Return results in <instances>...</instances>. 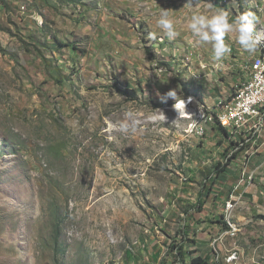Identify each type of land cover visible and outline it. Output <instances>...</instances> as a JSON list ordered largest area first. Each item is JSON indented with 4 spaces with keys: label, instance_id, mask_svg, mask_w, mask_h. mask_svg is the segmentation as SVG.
Returning <instances> with one entry per match:
<instances>
[{
    "label": "rangeland",
    "instance_id": "1",
    "mask_svg": "<svg viewBox=\"0 0 264 264\" xmlns=\"http://www.w3.org/2000/svg\"><path fill=\"white\" fill-rule=\"evenodd\" d=\"M236 2L0 0V264H170L187 219L198 223V242L208 239L193 255L211 262L205 223L225 228L224 199L244 159L230 157L218 172L225 143L210 125L197 138L188 114L158 94L176 89L178 101L202 102L198 90L209 99V85L236 86L239 65L212 69L211 45L187 27L192 12L230 17ZM163 10L180 33L174 40L156 27ZM256 176L254 189L264 186ZM199 193L203 211L187 213ZM235 207L240 263L264 264V204L239 221L244 209Z\"/></svg>",
    "mask_w": 264,
    "mask_h": 264
},
{
    "label": "bare ground",
    "instance_id": "2",
    "mask_svg": "<svg viewBox=\"0 0 264 264\" xmlns=\"http://www.w3.org/2000/svg\"><path fill=\"white\" fill-rule=\"evenodd\" d=\"M236 1H237L236 3H238V6L235 9L236 13L238 11L242 13L244 11L251 10L258 17L256 6L253 5L256 3V0H236ZM259 13H262V15H261V21L258 18V23L256 24V31L260 32L261 35L264 36V0H260ZM235 17L236 16L234 15L233 19H235ZM226 43L231 44V47H232L231 54L228 55L226 58H224L222 61H216L214 64L210 65V67L214 70H218L220 72L229 74L230 72L234 70V67H236L235 65L238 64L240 67L239 69L243 74V61L242 59H239V58H246L244 56V52H242V50L240 49V46L239 48H236L235 46H233V42L231 43L230 41H226ZM259 81H260L259 63H252V70H251V75H250V85L259 86ZM228 92H226V94L228 93L227 95L216 97L214 102L209 103V104H206L205 102H199V100L197 99L198 97L196 98L192 94L185 97L184 100L181 99L180 101H178L179 103H185V108L181 112L182 114L183 112L185 114H188V118L192 120L196 133L202 132L201 133V136H202L205 133L206 127L208 125H213V124L219 125V117L217 115L223 114L224 107L236 106L240 102V99L248 98V89H246V82H241L240 79L238 83L236 84V86L234 85V87L231 88V90H229ZM207 119H210V123H207ZM263 120H264V100H262L261 102L257 104V109L254 112V118H250L244 123V132L253 133V136H248L242 141V148H244L245 145H248V144H250L249 147H252V145L256 144V142L262 136V127H258V121H263ZM261 139L262 138H260V140ZM226 141H227V136H226ZM249 151L250 150L241 151V154H242L241 157L244 159L245 167L244 169L242 168V175L240 178V182H243L246 179L250 183L251 180L254 179L255 172L249 173L248 176L246 175L247 161H249ZM237 154H238V148H231V155H237ZM239 184L240 183H238L234 189H237ZM239 202H240V196L235 195V194H230L228 199L225 201L223 205L224 206L223 219L226 221L227 225H229L230 228H237L236 224L233 223V221H231L232 220L231 218L233 215L234 208H236L235 206L239 204ZM237 232L238 231H236V234ZM223 235H229V229H224L223 231H221L220 238H217L216 242L219 239H221ZM237 257H240V254L238 251H237ZM177 264H180V262L178 261ZM237 264H241L240 260L237 262Z\"/></svg>",
    "mask_w": 264,
    "mask_h": 264
},
{
    "label": "clouds",
    "instance_id": "3",
    "mask_svg": "<svg viewBox=\"0 0 264 264\" xmlns=\"http://www.w3.org/2000/svg\"><path fill=\"white\" fill-rule=\"evenodd\" d=\"M258 17L251 11H244L238 14L234 20H230L226 10H217L212 14H205L200 11L192 12L187 25L197 44H210L212 47V60L222 61L232 52L230 43H226V37L240 46L242 52L254 55L264 43V36L256 31ZM156 27L160 29L163 36L169 40H174L180 33L177 31L173 19L167 10L159 13L156 19ZM234 34V36H233ZM155 32L149 33V39H156ZM161 102L166 103L169 98L175 101V110L183 111L185 103H179L181 96L176 89H170L164 94H158ZM184 100V99H183ZM185 102V101H184ZM128 124L121 122L120 131L126 132Z\"/></svg>",
    "mask_w": 264,
    "mask_h": 264
},
{
    "label": "built area",
    "instance_id": "4",
    "mask_svg": "<svg viewBox=\"0 0 264 264\" xmlns=\"http://www.w3.org/2000/svg\"><path fill=\"white\" fill-rule=\"evenodd\" d=\"M259 3L260 0H256V3L253 5L256 6L258 18H260L261 21L262 13H259ZM238 14H240V11L232 15L237 16ZM239 59H242L243 61V76H241L240 81L246 82V89H248V98L240 99V102L236 106L224 107L223 114L217 115L219 117V125L226 128L228 133L227 142L225 143V152L227 159H229L230 157H236V155H231V148H238V154H241V151L243 150H252V156L255 155L259 150V148H242V141L248 136H253V133L244 132V123L250 118H254V112L257 109V104L264 100V44L261 45V47L254 55H249V57ZM252 63H259V86L250 85ZM207 123H210V119H207ZM258 127H262V137L260 138H264V120L258 121ZM201 133L202 132L197 133V138L201 137ZM224 224L225 228L222 229H229V239L231 240L228 243L231 246L226 247L225 249L216 248V240L217 238H220L221 234L220 230L219 233L212 237L209 242L211 262L213 264H237V262L240 260V257H237L238 245L234 240L236 231L239 229V227L230 228L229 225L226 224V221H224ZM255 251L256 248H254V252ZM262 253H264V250L262 251ZM177 263L178 262H176V264Z\"/></svg>",
    "mask_w": 264,
    "mask_h": 264
},
{
    "label": "crops",
    "instance_id": "5",
    "mask_svg": "<svg viewBox=\"0 0 264 264\" xmlns=\"http://www.w3.org/2000/svg\"><path fill=\"white\" fill-rule=\"evenodd\" d=\"M232 18H233L232 15H230V20H232ZM203 85H204V87H206V85L204 83H203ZM223 90H224L225 93L227 92V88H226L225 85H224L223 89L219 88L217 86V83H215L214 86H212V87L209 85V91H210V95H209L210 97H209V99H206L205 96H203V95H205L204 92H201L200 90H198V91H199V96H200L201 101L209 104V103H212L214 101V99H216V97L218 95H221L222 94L221 92ZM209 127L210 128L207 131H212L213 134H217L219 136L220 140L223 143H226L227 142L226 139H225L226 137H224L221 134V132L217 128V125H214L213 124V125H210ZM207 134L208 133H206V135ZM218 149L220 150L221 148L219 147ZM261 149H264V143H263V145L260 146L258 152L255 155L251 156L250 159H252V161H251L250 168H248L249 169V172L248 173L255 172V175H254V177H256L255 179L257 180V176L256 175H260L261 176L260 177V180H262L264 182V177H263V175H264V156L261 154L262 153V150ZM240 156H242V154H237L236 157L234 159H232V160L241 159L242 157H240ZM227 160L228 159L225 157L224 162H226ZM229 165H230V163L227 165L225 171L228 170V166ZM240 178H241V176H240ZM240 178H239V180H240ZM239 180H237V182L235 183V185L233 186V188L229 192L228 196L224 199V202H225L228 199V197H229L230 194H235V195H238V196L241 197V200H240V202L238 204V208H243L244 209V214L243 215H239L238 214L239 213V210H238V212L236 211L235 216H236V218H237L238 221H239V219L240 220L241 219H248L249 213L251 211V207L252 206H258V204L260 203V201H261L262 204H264V186H261L260 188L257 187L256 188L257 190H256V189L253 188L254 185L253 186H250L249 184H247L248 181H246V179L243 182H240ZM238 183H240L239 186H238V188L237 189H234ZM257 191H258V193H257ZM247 200H249V203H248ZM205 224L209 226V228H208L209 231H210V229H214L215 230V233L213 232L214 231L213 230L212 232H210L208 234L209 241L211 240L212 237H214L215 235H217L219 233V231L223 228V225H221L219 223H214V224L212 223L211 225H209L208 223H205ZM197 227H199V226H197ZM207 241H208L207 238L204 239V242H198V239H197V242H196L197 245H196V247L199 248V246H198L199 243L202 244V243H206ZM199 254L201 255V253H199ZM209 254L211 255V251H210Z\"/></svg>",
    "mask_w": 264,
    "mask_h": 264
},
{
    "label": "trees",
    "instance_id": "6",
    "mask_svg": "<svg viewBox=\"0 0 264 264\" xmlns=\"http://www.w3.org/2000/svg\"><path fill=\"white\" fill-rule=\"evenodd\" d=\"M187 91V90H186ZM218 130L221 134L226 137L228 135L226 128L221 125H217ZM226 139V138H225ZM222 141L220 140V143ZM230 158L226 162H218L215 166L218 169V172H224L226 166L229 164ZM211 188L208 191V196L211 195ZM216 196V195H215ZM206 203V199L203 198L202 193L197 196L195 203H188L187 213H200L203 211ZM192 216V215H191ZM223 216V215H222ZM194 222V223H192ZM216 223H220V219H216V221H212ZM198 223L194 221V219H187L184 225L179 229L178 235L179 240H175L176 242L171 246V255H173L174 260L170 264H176V262H180V264H213L206 260L202 255H193L197 250L191 249L192 246L196 245V236L198 231ZM127 259L129 260L132 256L131 251L126 252ZM136 261V260H134ZM136 264V262H134Z\"/></svg>",
    "mask_w": 264,
    "mask_h": 264
}]
</instances>
